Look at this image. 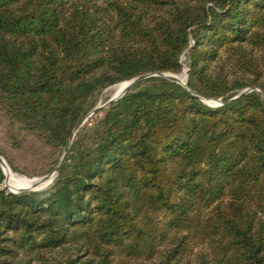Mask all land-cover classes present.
<instances>
[{"label": "trees", "instance_id": "1", "mask_svg": "<svg viewBox=\"0 0 264 264\" xmlns=\"http://www.w3.org/2000/svg\"><path fill=\"white\" fill-rule=\"evenodd\" d=\"M258 90L264 0H0L2 138L48 173L73 137L45 190L0 164V264H264Z\"/></svg>", "mask_w": 264, "mask_h": 264}, {"label": "rangeland", "instance_id": "2", "mask_svg": "<svg viewBox=\"0 0 264 264\" xmlns=\"http://www.w3.org/2000/svg\"><path fill=\"white\" fill-rule=\"evenodd\" d=\"M185 57H186V55L185 56L183 55V59H185ZM186 68H188V67L185 66V69L183 70L182 73H179V74L171 73V74H175L178 77L182 78V80L187 81V77L188 76L185 77ZM124 82H127V80L115 83V84L110 85V86H108V87H106L104 89H101L95 95V97L91 100L92 103H94V107L91 109V111L89 112L88 116L84 119L85 121L82 122L81 126L87 125L88 124L87 121L91 117L95 116V113L97 111L94 112V113H92V112H93V110L96 107H99V106H102V105L106 104L112 97L116 96L117 88L119 87L120 84H122ZM247 89H249V88H247V87L243 88V89H241L240 92H242L244 90H247ZM212 99H215L216 101H214L212 103H208L207 101H204V99H203V101L209 106H218L216 104H218L219 102H223L222 98H212ZM0 135H1V137H0V148L2 149L3 154L6 155L15 165V169H13L10 166L9 162L6 160V158L3 155L0 154L6 161L4 159H2V160L5 161V163L9 166L10 170L12 171V175H11L12 176V184H11L10 180H9V177H8V174L6 173V169L3 166L6 175H5L4 183L2 184V188L4 190L12 192L11 189L14 190V191L18 190V189H21V188H25V189L34 188L35 189V188H42V187H45V186L49 185L50 183H42V184H39V185H36V186L32 187L31 183H30L26 187L16 186L18 184L17 180H19V179H29V180L32 181L34 179H39L37 177H43V176L53 172L54 170L51 171V172H48V173L47 172L42 173V172L45 171L44 170V163L38 158L37 154L33 150L10 148L6 144V141L4 140V138H2L3 134L0 133ZM28 145L30 147H32V145H34L35 147L38 146V144L35 141L31 140V139L28 140ZM50 186L46 187V189L49 188ZM43 190H45V189H43ZM40 191H42V190H40ZM196 251H197V249H196ZM195 257H196V253L193 254V258H195Z\"/></svg>", "mask_w": 264, "mask_h": 264}, {"label": "water", "instance_id": "3", "mask_svg": "<svg viewBox=\"0 0 264 264\" xmlns=\"http://www.w3.org/2000/svg\"><path fill=\"white\" fill-rule=\"evenodd\" d=\"M185 55H186V53L184 54V56H185ZM187 71H188V68H186V71H185V77L188 76V72H187ZM151 75H152V74H143V75H139V76H137V77H134V78H132L131 80H128V81H127L128 83H127V85H126L124 91H123L120 95H118V96H114V97H112V98H111L106 104H104V105H102V106H99V107H96V108L93 110L92 113L98 111L99 109H103V108H105V107H108L112 102H114V101L118 100L119 98H121L122 96H124V94H125V93L130 89V87H132L135 83H137L138 81H140V80H142V79H144V78H146V77H149V76H151ZM156 75L164 76V77H166V78H168V79H170V80L177 81V82H179V83H182V84L186 85V81L182 80V78L178 77V76L175 75V74L158 72V73H156ZM249 90H250V89L244 90V91H242L240 94H243V93H245V92H247V91H249ZM258 91H259V90H258ZM259 92H260V91H259ZM240 94H239V95H240ZM260 94H261L262 99H263V101H264V94H263L262 92H260ZM239 95H237V96H239ZM237 96H236V97H237ZM203 99H204V101H207L208 103H212V102L216 101L215 99H212V98H206V97H203ZM220 101H221V100H220ZM222 103H223V102H219V103L216 104V105H221ZM84 121H85V120H83L82 122H84ZM82 122L76 127L74 133H75V132L78 130V128L81 126ZM72 139H73V137L70 139L69 144L65 147L64 152H63V155H62V157H61V159H60V162H59V164L55 167L54 171L51 172V173H49V174H47V175H45V176H43V177H37V178L43 179V180H45V181L51 179V182H50L49 185H47V186H45V187H42V188H35V189H34V188H31V189L21 188V189L15 190V191L11 189V191H12V192H15V193L22 192V191H40V190L46 189V187H48V186H50L51 184H53V182L57 179L58 175L60 174V172H61V170H62V167H63L64 161H65V159H66V153H67V151H68V149H69V147H70V144L72 143ZM0 158H1V159H4L1 155H0ZM4 160H5V159H4ZM5 161H6V160H5ZM0 164H1L2 168H3V165H2L1 160H0ZM3 170H4V168H3ZM4 173H5V170H4ZM5 175H6V173H5Z\"/></svg>", "mask_w": 264, "mask_h": 264}, {"label": "bare ground", "instance_id": "4", "mask_svg": "<svg viewBox=\"0 0 264 264\" xmlns=\"http://www.w3.org/2000/svg\"><path fill=\"white\" fill-rule=\"evenodd\" d=\"M126 83L128 82H124L122 84L119 85V87L117 88V91H116V96L120 95L125 87H126ZM1 162H2V165L4 166V168L6 169V173L8 174V177H9V180H10V183L12 184V171L10 170L9 166L5 163V161H3L1 158H0ZM18 181V184L16 186H20V187H26L28 186L30 183H31V186L34 187L36 185H39V184H42V183H50L51 182V179L49 180H43V179H34V180H29V179H19L17 180ZM15 185V184H14Z\"/></svg>", "mask_w": 264, "mask_h": 264}]
</instances>
